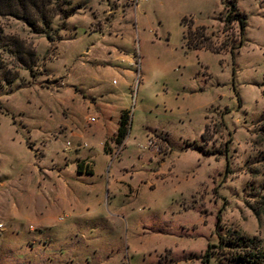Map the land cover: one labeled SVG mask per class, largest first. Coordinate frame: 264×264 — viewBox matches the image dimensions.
Masks as SVG:
<instances>
[{
    "label": "rangeland",
    "instance_id": "obj_1",
    "mask_svg": "<svg viewBox=\"0 0 264 264\" xmlns=\"http://www.w3.org/2000/svg\"><path fill=\"white\" fill-rule=\"evenodd\" d=\"M231 5L73 0L49 34L0 16V264H234L219 213L264 249V0H237L241 48Z\"/></svg>",
    "mask_w": 264,
    "mask_h": 264
},
{
    "label": "trees",
    "instance_id": "obj_2",
    "mask_svg": "<svg viewBox=\"0 0 264 264\" xmlns=\"http://www.w3.org/2000/svg\"><path fill=\"white\" fill-rule=\"evenodd\" d=\"M73 0H0V16H14L26 24H28L34 31L38 33L49 34L48 31L52 28L56 18L65 19L73 13ZM71 8V9H70ZM238 21L241 28V41L238 45L241 48L244 44L245 29L248 25L246 15H243L237 5V0H232V5L229 8V13L224 19L226 29L231 27L234 21ZM65 24V23H64ZM202 29L201 40L196 41V31L189 26L186 33L188 43L193 45L196 49H208L214 52H220V48L216 47L213 42H206L204 39L209 37L205 33V27ZM234 54V51H231ZM3 68L0 62V70ZM8 80V79H6ZM240 100V99H239ZM132 125L131 111L124 109L120 118V125L116 133V143L118 145L124 144L126 138L130 133ZM206 138V133L202 134ZM107 149V145L105 146ZM79 172L93 173L90 167H84V161L78 163ZM262 209H264V197H262ZM260 208V207H259ZM256 214L260 215V210L257 209ZM222 216L218 214L216 220V233L220 239V246L224 247L229 244V255L232 256L234 264H264V249H262L260 239L256 237H247L244 235H233L228 239L222 234L221 227ZM212 244H208L203 263L209 264V257L211 256Z\"/></svg>",
    "mask_w": 264,
    "mask_h": 264
},
{
    "label": "crops",
    "instance_id": "obj_3",
    "mask_svg": "<svg viewBox=\"0 0 264 264\" xmlns=\"http://www.w3.org/2000/svg\"><path fill=\"white\" fill-rule=\"evenodd\" d=\"M124 109H122L121 110V113H120V118H121V114H122V111H123ZM119 125H120V120H119ZM119 128V127H118ZM118 131V130H117ZM117 131L115 132V134L114 135H116V133H117ZM127 139V138H126ZM125 143H126V140H125ZM126 145H127V143H126ZM127 147V146H126Z\"/></svg>",
    "mask_w": 264,
    "mask_h": 264
}]
</instances>
